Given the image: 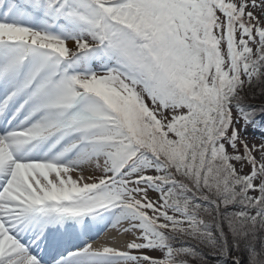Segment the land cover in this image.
Masks as SVG:
<instances>
[{"label": "snow or ice", "instance_id": "obj_1", "mask_svg": "<svg viewBox=\"0 0 264 264\" xmlns=\"http://www.w3.org/2000/svg\"><path fill=\"white\" fill-rule=\"evenodd\" d=\"M0 264H264V0H0Z\"/></svg>", "mask_w": 264, "mask_h": 264}]
</instances>
